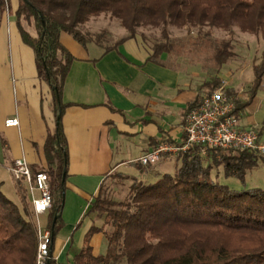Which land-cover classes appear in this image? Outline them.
<instances>
[{
  "label": "trees",
  "instance_id": "1",
  "mask_svg": "<svg viewBox=\"0 0 264 264\" xmlns=\"http://www.w3.org/2000/svg\"><path fill=\"white\" fill-rule=\"evenodd\" d=\"M8 8L9 0H0V23ZM101 15L117 20L126 35L112 43L108 33L81 32L90 18ZM14 19L23 44L33 51L37 77L48 85L52 96L55 127L45 139L46 169L42 171L52 197L47 214L51 242L62 227L63 177L68 166L61 125L66 105L61 102V92L75 60L60 43L62 33L83 47L94 43L106 54L136 38L138 28H156L159 40L149 49L144 45L149 51L146 61L171 66L178 57L206 55L216 69L202 84L205 96L221 86L218 71L234 57L232 41L214 40L213 29L232 34V28L237 27L264 40V0H18ZM170 26L197 29L198 39L186 41L188 45L170 39ZM252 73L250 97L244 104L232 99L230 91L224 92L234 103L235 115L261 84L264 50ZM201 101L193 102L186 112ZM175 157L179 166L173 174L151 183L133 180L124 200L110 199L100 187L90 212L102 223L89 229L69 264H264V190H232L212 175L214 169L221 168L225 178L244 184L248 172L264 167V157L220 150L202 156L197 149ZM16 191L19 196L20 189ZM20 202L21 207L0 190V264L36 261L35 225L22 198ZM94 233H101L106 240L104 255H92L89 240Z\"/></svg>",
  "mask_w": 264,
  "mask_h": 264
},
{
  "label": "crops",
  "instance_id": "2",
  "mask_svg": "<svg viewBox=\"0 0 264 264\" xmlns=\"http://www.w3.org/2000/svg\"><path fill=\"white\" fill-rule=\"evenodd\" d=\"M17 6L18 0H9L0 23V189L8 184L13 193L9 199L21 207L22 198L32 210L25 184L15 181L9 169L18 159L25 160L32 173L46 169L43 147L48 131L55 127V116L50 89L37 77L33 51L23 44L15 24ZM131 42L135 46L130 47ZM60 43L75 60L61 92L68 166L62 227L51 242L50 264H69L89 229L100 226L90 207L112 173L151 183L168 174L169 167L178 168L172 155L151 168L137 166L136 161L159 142L180 144L187 107L203 98V81L196 73L188 72L179 60L171 66L147 62L149 51L137 38L106 54L96 44L83 47L65 33ZM239 78L234 77L228 91L244 104L253 73L247 81V98L241 94ZM7 119H16L17 125L6 126ZM236 122L239 129H255L264 136V75ZM89 245L93 256L106 253L101 233L92 234Z\"/></svg>",
  "mask_w": 264,
  "mask_h": 264
},
{
  "label": "built area",
  "instance_id": "3",
  "mask_svg": "<svg viewBox=\"0 0 264 264\" xmlns=\"http://www.w3.org/2000/svg\"><path fill=\"white\" fill-rule=\"evenodd\" d=\"M264 75V73H263ZM234 103L223 88L204 96L200 104L185 115L182 127L184 138L180 144L159 142L151 151L137 159L141 166L149 167L160 163L166 155L197 149L205 156L209 151H246L264 157V136L255 129H239L234 114ZM6 126H16V119H7ZM15 181L25 184L31 197V207L37 235L35 264H47L51 258V232L41 226L39 216L47 215L52 206L48 177L44 172L32 173L25 160H15L9 169Z\"/></svg>",
  "mask_w": 264,
  "mask_h": 264
},
{
  "label": "rangeland",
  "instance_id": "4",
  "mask_svg": "<svg viewBox=\"0 0 264 264\" xmlns=\"http://www.w3.org/2000/svg\"><path fill=\"white\" fill-rule=\"evenodd\" d=\"M205 30L206 28L204 29V31ZM168 31L170 39L182 40L185 45H188L186 41H196L199 36L197 29L194 28L179 29L170 26L168 28ZM81 32L83 34L89 35L99 34L102 32L108 33L110 37L109 39L112 41V43L126 35V31L121 27L120 23L117 20L111 19L106 15L90 18L88 22L82 25ZM211 36L216 41L230 39L232 41L234 51V57L226 65L222 66L218 71L217 76L221 81V86L219 88H223L225 91H227L230 86H232L234 77L238 76L240 77V83L243 85L241 87V94L244 96L246 95L245 97L247 98L249 93L247 81L250 77H252V66L259 62L261 52L264 50V40H257L251 34L242 33L237 27L232 28V34H229L227 31H224L222 29H213ZM136 38L140 41L141 45L145 49L146 47L144 45H146L149 49L154 42L159 40V30L151 27H140L137 29ZM129 44L130 47L135 46L133 42ZM177 60L182 62V64H186L185 67L188 72L196 73L199 79H202L203 82L212 77L214 70L216 69L214 64L208 58L206 59V55H201L199 53H195L192 57H178L174 61L176 62ZM191 60L193 61L191 62ZM199 82L201 83L200 80ZM201 94L202 97L205 96L204 92H202ZM151 167L153 166H149V168ZM171 167H169L167 169L168 171H166L168 172V174H173L175 172V169ZM212 175L214 176V178H217V182L219 184L226 185L232 190H242L244 188H256L264 190V167L262 165H259L257 168L245 175L244 184H242L235 178H225L221 168L214 169L212 171ZM133 180L134 179H130L123 174L114 172L102 185L103 193L110 197V199L112 200H124L129 195V189L133 183ZM1 186L2 185L0 184V188ZM2 190L3 191L1 192L8 199L13 196L12 189L8 184H5V187ZM26 208L31 214L32 221L34 222L32 210L29 209L28 205H26ZM39 222L41 226H46V217L39 216ZM99 222L100 224L102 223L100 220Z\"/></svg>",
  "mask_w": 264,
  "mask_h": 264
},
{
  "label": "water",
  "instance_id": "5",
  "mask_svg": "<svg viewBox=\"0 0 264 264\" xmlns=\"http://www.w3.org/2000/svg\"><path fill=\"white\" fill-rule=\"evenodd\" d=\"M58 119V118H57ZM63 182H64V177H63Z\"/></svg>",
  "mask_w": 264,
  "mask_h": 264
}]
</instances>
